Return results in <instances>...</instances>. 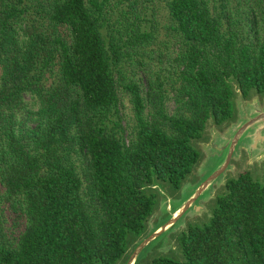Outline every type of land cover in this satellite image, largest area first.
<instances>
[{"label":"trees","instance_id":"1","mask_svg":"<svg viewBox=\"0 0 264 264\" xmlns=\"http://www.w3.org/2000/svg\"><path fill=\"white\" fill-rule=\"evenodd\" d=\"M252 94L264 0H0V264H126ZM214 201L145 264H264V178Z\"/></svg>","mask_w":264,"mask_h":264},{"label":"rangeland","instance_id":"2","mask_svg":"<svg viewBox=\"0 0 264 264\" xmlns=\"http://www.w3.org/2000/svg\"><path fill=\"white\" fill-rule=\"evenodd\" d=\"M162 11L163 8L159 4ZM28 99V96H25ZM258 103L264 108V94H252L249 98L243 99L244 111L242 114L241 101L239 97L235 99L233 120L226 122L220 126L208 120L201 139L194 141L199 148L201 155L197 164L194 165L191 173L185 178L180 187L172 193L161 190V198L159 205L156 206L153 214L148 220V230L164 225L169 219L170 211L181 204L185 203L190 197L193 190L208 177L221 163L225 160L228 151V139L231 136V129L246 119L247 114L252 116L255 110L250 107L251 103ZM166 107L170 111L172 109L171 100L167 99ZM249 108V109H248ZM121 111L125 115V119L130 116V107L125 96L121 97ZM243 119V120H242ZM260 129L264 133V118L259 119L255 125L240 137L235 147L233 155L230 158L229 166L223 174L218 176L206 191L202 193L195 202L188 207L185 212L177 219V221L164 232L157 235L140 251V262L145 264L152 256L169 253L171 248H175L176 238L187 224H202L207 222L211 210L215 204L216 195L223 191L225 180L236 177L239 173L248 171L255 180L262 181L264 178V140L258 150H252L248 153L246 147L250 142V136L254 130Z\"/></svg>","mask_w":264,"mask_h":264},{"label":"water","instance_id":"3","mask_svg":"<svg viewBox=\"0 0 264 264\" xmlns=\"http://www.w3.org/2000/svg\"><path fill=\"white\" fill-rule=\"evenodd\" d=\"M239 100L241 101V108H242V114L244 111V104L243 98L239 95ZM250 107L255 110V113L250 116L247 114V117L245 120L240 122L239 124H236L231 129V136L228 139V151L227 156L225 157V160L221 163L219 167H217L208 177H206L191 193L190 197L187 199L185 203L179 204L176 209L170 211V219L161 227L157 228L155 231H153L151 234H149L146 238H144L132 251L130 254L126 264H133L136 257L140 253V251L147 245L152 239H154L157 235L167 230L172 224H174L177 219L185 212V210L192 205L194 200H196L206 189L209 188V186L213 183V181L224 173V171L228 168L230 158L233 155V152L235 150V147L238 143V140L240 137L250 128L251 126L255 125L256 122L259 119L264 118V108H261V106L258 103H251L249 104ZM249 109V108H248ZM264 140V133H261L260 129L257 131L254 130L253 134L250 136V142L248 143L246 150L251 152L252 150H258L260 146L262 145Z\"/></svg>","mask_w":264,"mask_h":264}]
</instances>
